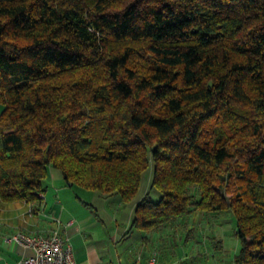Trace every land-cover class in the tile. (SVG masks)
<instances>
[{
    "label": "trees",
    "instance_id": "1",
    "mask_svg": "<svg viewBox=\"0 0 264 264\" xmlns=\"http://www.w3.org/2000/svg\"><path fill=\"white\" fill-rule=\"evenodd\" d=\"M0 105L3 201L51 165L126 202L151 162L130 228L230 209L264 264V0H0Z\"/></svg>",
    "mask_w": 264,
    "mask_h": 264
},
{
    "label": "crops",
    "instance_id": "2",
    "mask_svg": "<svg viewBox=\"0 0 264 264\" xmlns=\"http://www.w3.org/2000/svg\"><path fill=\"white\" fill-rule=\"evenodd\" d=\"M1 109L0 105V112ZM59 185L54 188L56 193L44 189L43 198L37 205L25 200L3 201L0 198V264H17L23 256L31 253L28 248L5 242L4 236L18 230L28 234H47L55 229L68 238L76 264H139L152 255H156L159 263L170 264L163 256V234L174 232L175 242L178 224L169 223L159 229L146 231L148 235L142 237L140 246H133V243L128 244L134 229L130 228L133 209L127 210L125 218L115 215L103 217L98 209L91 208L90 202L78 197L71 198V193ZM77 202L89 207H81ZM201 213L195 210L189 214H195L194 225L199 226L202 221V217H199ZM180 222L182 227L189 224L190 228L192 219L191 222ZM147 242L154 243L151 250H145Z\"/></svg>",
    "mask_w": 264,
    "mask_h": 264
},
{
    "label": "rangeland",
    "instance_id": "3",
    "mask_svg": "<svg viewBox=\"0 0 264 264\" xmlns=\"http://www.w3.org/2000/svg\"><path fill=\"white\" fill-rule=\"evenodd\" d=\"M151 176L152 163L150 162L142 173L136 194L126 202L121 201L119 196L115 194L106 195L98 190L85 189L76 184L66 186L65 183L68 184V182L65 181L60 170L51 165L47 166V175L43 181V186L49 193L54 191L56 193L57 190H54V188L61 184L65 190L71 193V198L76 199L75 197H78L80 200L90 202L91 208L98 209L103 217L115 215L117 218H125L127 210L133 209L144 194L149 193L152 201H156L160 197V193L156 188L150 189ZM222 192L228 199L230 194L225 191ZM62 198L65 202V198ZM194 198H198V193ZM81 207L88 208L89 206ZM199 217H202L199 226L193 224L196 221L195 214L191 216L189 214L184 215L179 218L181 220H176L175 223L179 225L177 227L179 232L178 238L175 237V242L174 232H164L163 245L161 241L164 248V258L170 264H232L233 257L240 247V241L235 234L236 225L232 211L226 209L215 212H202ZM191 219L190 228H188L189 224L182 227L180 221L186 223L187 221L191 222ZM132 231L128 244L133 243V246H140L142 237L148 235L146 230L134 228ZM167 242H169L168 246L166 245ZM147 243L145 250H151L154 243Z\"/></svg>",
    "mask_w": 264,
    "mask_h": 264
},
{
    "label": "built area",
    "instance_id": "4",
    "mask_svg": "<svg viewBox=\"0 0 264 264\" xmlns=\"http://www.w3.org/2000/svg\"><path fill=\"white\" fill-rule=\"evenodd\" d=\"M43 198V194H40ZM4 241L28 248L31 253L23 256L17 264H76L72 254V246L68 238L57 229L47 234H28L22 230L4 236ZM161 264L156 255L149 257L144 263Z\"/></svg>",
    "mask_w": 264,
    "mask_h": 264
},
{
    "label": "water",
    "instance_id": "5",
    "mask_svg": "<svg viewBox=\"0 0 264 264\" xmlns=\"http://www.w3.org/2000/svg\"><path fill=\"white\" fill-rule=\"evenodd\" d=\"M71 183L70 182H68V185H70Z\"/></svg>",
    "mask_w": 264,
    "mask_h": 264
}]
</instances>
